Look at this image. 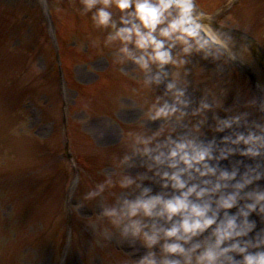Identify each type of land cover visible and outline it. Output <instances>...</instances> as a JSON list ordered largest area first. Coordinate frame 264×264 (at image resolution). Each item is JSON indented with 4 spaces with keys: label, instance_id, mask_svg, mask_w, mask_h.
<instances>
[{
    "label": "clouds",
    "instance_id": "clouds-1",
    "mask_svg": "<svg viewBox=\"0 0 264 264\" xmlns=\"http://www.w3.org/2000/svg\"><path fill=\"white\" fill-rule=\"evenodd\" d=\"M68 10L57 9L87 22L88 46L106 56L123 94L131 101L130 107L142 111L135 127L120 130V142L127 149L122 157H109L103 146L99 148V154L106 158L104 168L97 173L100 179L90 182L77 205L84 209L77 216L92 229L96 244L101 248L126 245L129 253L116 264H264V231L250 238L256 225L248 219L257 209L264 215V191L241 196L261 174L246 173L242 182L232 185L231 194L214 200L216 193L229 187L227 182L235 179L236 171L221 172L215 184L202 180L203 187L195 183L189 186L199 177L216 175L217 170L207 163L213 159L212 145L203 146L186 136L173 140L170 134L163 143L156 142L166 129L175 131L172 122L179 123L186 115L189 70L185 66L190 58L199 56L224 65L249 63L252 41L238 44L231 33L214 26L212 17L198 11L196 0H71ZM161 85L163 93L149 101L148 93ZM254 87L261 95L246 106L264 113V81H257ZM213 104L202 101L192 115L209 110ZM247 116L245 112L220 121L217 131L238 125L242 119L247 123ZM146 121L164 123L146 135L142 131ZM109 127V123L100 122L92 128V135L103 142ZM253 127L255 132L237 134L231 143L243 144L241 154L255 158L264 153V124ZM233 151L222 150L219 159ZM138 157L141 166L146 164L149 171L157 169L156 175L164 181L162 187L170 185L175 190L170 198L150 195V188L137 183L145 177L127 174L126 169L135 167ZM165 167L171 171H159ZM117 189H139V194L134 198L117 196ZM239 200L251 202L230 215L227 210L236 207ZM92 202L95 207H88ZM221 210L224 215L218 219Z\"/></svg>",
    "mask_w": 264,
    "mask_h": 264
},
{
    "label": "rangeland",
    "instance_id": "rangeland-1",
    "mask_svg": "<svg viewBox=\"0 0 264 264\" xmlns=\"http://www.w3.org/2000/svg\"><path fill=\"white\" fill-rule=\"evenodd\" d=\"M18 0H0L2 6L10 7V4L16 2ZM20 1V0H19ZM204 4L209 3L211 0H201ZM71 0H28V4L32 7V13L23 14L25 11L24 8L22 9H15L14 11L10 8L2 7L0 9V71H8L11 66L9 64V59L15 61L20 66L22 64H27L28 61L33 60L31 55H33V51L35 47L31 45L33 42L37 49L43 48L46 50L48 57L50 58V48L51 46H56L57 43L62 42L63 38L68 39L69 43H72L74 39H70V33L67 31H63V35L61 38V33L59 31V27L61 26L62 19H66V21L76 20L77 17H73L66 12H58L57 9L68 10V6ZM36 4V6H35ZM37 6H41V16L38 17V8ZM23 7V6H21ZM20 7V8H21ZM36 7V8H35ZM214 7V5L212 6ZM198 8V6H197ZM54 11V15L52 12ZM71 11L70 9L68 10ZM199 11V8H198ZM213 11V10H212ZM253 14V13H252ZM30 15V16H28ZM237 15L235 11H233L230 19L237 22L238 24L241 23L239 21H243L242 19L246 17H241V20L238 18L235 20L234 16ZM21 16V17H20ZM65 17V18H64ZM36 20V31L34 32L31 28H29L28 23L30 21ZM254 22L253 18L251 17L246 24ZM234 23V25H237ZM250 25V24H249ZM264 29V26L262 27ZM65 32V33H64ZM99 35V33H97ZM6 39L8 41V45L12 46V48L19 53L16 57L15 53L10 50V47L3 48V40ZM31 39V40H30ZM32 41V42H31ZM84 41L81 43L75 44V49L68 52L66 55L67 58L65 59V65L72 68V74H66L67 77L71 81V86L74 88L75 85L73 83H80L83 85H91L92 87L95 86V83L99 80H102V86H106V83L109 85L108 88H111L113 85L116 87L112 91H119V107L117 108L116 112L119 110L122 113L118 114H125V116H118L112 118V115H97V116H90L88 114V106L84 102V98L82 97V104L83 107L80 108L74 104V100L76 99L77 93L76 91L70 89L68 92L65 91L64 93V100L67 104L73 105L70 111L67 113V117L74 120L78 119L79 121H83L84 127L80 130L79 134L76 136L75 132L73 137L71 138V145H69L68 149L71 154L75 157L81 159V162H87L92 166H95V161H97L98 167L104 168L105 166V157L99 154V148L101 146L104 147L106 154L110 157L112 155L122 157L127 149L125 146L120 142V130H121V123L124 125H129L131 127H135L137 121L140 117H142V111L139 108H131V101L123 94V90L120 87V82L116 79L115 74L112 72L109 64V60L104 55H97V52L94 49H91L88 45L83 44ZM89 48V51L86 50ZM91 49V50H90ZM96 55V56H95ZM45 58V57H44ZM38 69L39 71H43V67L45 63L40 62V59H37ZM36 62V61H34ZM53 62V60H52ZM13 64V63H12ZM30 64V62H29ZM189 70V76L187 77L188 81L197 82L198 85L202 87V85L206 84L210 81V75L205 74L201 66L197 67L194 62H190L188 65L185 66ZM194 69V70H190ZM202 69V70H200ZM52 70V64L49 68V71ZM169 70L171 66H169ZM106 71V72H105ZM105 73V74H104ZM107 73V74H106ZM111 74V75H110ZM6 74H0V97H5L7 100V96H3V86L6 83L8 78H5ZM108 77L113 79V81L108 80ZM73 81V83H72ZM70 85V83H69ZM69 86L70 88H73ZM203 88V92L206 94L214 95V91L209 89ZM105 90V89H104ZM163 85L159 88H154V90L147 95V99L150 101L157 95H161L163 93ZM112 91L105 90V97L109 99L108 103L103 104V101L98 95L93 94L95 97H91L93 102L91 103L97 106H102L108 110H110L113 106L115 101H117L116 97H112L109 93L113 94ZM87 95V94H86ZM217 97L218 104L221 107H224L227 103V100L223 99V97ZM10 104H5L3 102L0 103V120L3 118L4 123L6 124L5 133L0 137V164L1 161H4L3 167H0V215L4 217L3 209L5 206L9 211V220L4 221L2 220V216H0V248L5 247V249H0V264H13L14 259L16 258V264H44L49 263V255L50 250L52 251V236L53 230L57 228H62L61 232L63 233L66 231L67 238H68V245L71 246L68 251H66V256L63 257V260L59 262V257L57 256V244L55 245L56 248L54 249L53 256H52V264H116V262L120 259L124 258L126 253H129V249L126 245H116L113 244L107 248H101L96 244V237L92 231V229L87 225L85 220L80 219L82 228L80 231H77L75 228L64 227V219L66 213H70L73 211L75 215L82 214L84 209L77 208V205L81 202H76L74 199L70 201V206L68 207V211L65 212L64 209H57L53 204H47L42 202L36 209V214L27 216L23 215L20 207L19 198H16L17 190L15 188L10 187L11 183H16L15 176H19V169L31 168L34 165H37L38 157L43 156V151L37 147V143L35 145L26 138L25 141L27 143L30 142V148L27 149L26 146H23V140H20L18 143L21 145L22 155L14 152L12 148L8 146V141L10 140L11 133L9 132V126H11L16 120L14 119L15 113L18 111V104H15L14 97L11 98ZM79 102V99H78ZM236 103L235 101L233 102ZM88 105V104H87ZM107 105V107H106ZM111 105V106H110ZM92 107V106H91ZM87 111L86 112H84ZM21 111V109H20ZM185 113H187V108L183 109ZM7 113V114H6ZM22 118L26 121L25 127L32 129L35 133H37V138L42 142H48L51 144L52 139L50 135L46 132H43L41 127L39 129L38 126L32 124L31 118L29 119L28 112L24 110ZM113 113V112H112ZM200 115L197 116L195 119L196 121H200ZM31 120V122H30ZM116 121V123H112L111 121ZM105 122L109 123V134L105 141L98 142L96 138L92 135V128H94L98 123ZM23 123V122H21ZM163 121H156V122H145V128L142 131H151L152 133L157 131L159 127L163 124ZM173 126L175 127V131L169 133L166 129L165 133L157 139L156 142L163 143L167 136L170 134L173 140H179L182 137H187L193 139L202 144L200 141V137H204L208 135V132H205L202 129H195L197 135L192 136L191 130L186 123V115L185 117L179 122L176 123L175 121L172 122ZM193 126L195 123L191 122ZM126 128V127H124ZM4 127L0 124V132L3 131ZM256 131V129H255ZM212 133V132H209ZM151 135V134H147ZM182 136V137H181ZM84 137L88 138L89 141H86ZM60 141V140H59ZM62 141V139H61ZM223 142H221L222 144ZM45 145L44 147H47ZM19 161V162H18ZM48 164L54 169L55 175H58L59 172V163L53 160H47ZM210 161V162H209ZM207 161L209 167L215 168L216 175L215 176H205L199 177L193 181L189 182V186L191 184H200L201 187L204 185L201 184L202 180H210L212 184H215L217 181V177L221 172H228L226 168L221 166L220 164L216 163L214 160ZM20 163V166H19ZM136 166L133 168L126 169L127 174L145 177L142 180H138L137 183L140 184L141 188H145L151 186L153 190L161 191L159 194L164 195L165 198H170V196L174 193L175 190L169 187L164 188L162 187L164 181L161 179L160 176L156 175L157 169L153 168L152 171H149L147 165L141 166V159L138 157L136 158ZM44 164V163H43ZM19 167V168H18ZM101 168V169H102ZM18 170V171H17ZM100 170L98 169V172ZM159 171H171L169 169L161 168ZM97 172V173H98ZM92 173V172H91ZM229 173V172H228ZM15 176H14V175ZM25 174V173H24ZM62 174V173H61ZM60 174V175H61ZM231 174V173H229ZM97 175V174H95ZM14 176V177H13ZM90 173H84L82 175V187L81 190L86 192L88 190L87 182L85 181V177L90 180ZM39 178V176L37 177ZM100 178V177H99ZM186 178V177H185ZM22 178H18L20 180ZM91 179L95 178L91 176ZM148 182L150 184H148ZM232 181H228L229 187L226 189H221L220 192L216 193L213 196V199H218L220 195H228L231 194L234 189L232 185L235 183H231ZM242 182V181H241ZM259 184V183H255ZM76 182L71 183L70 187L73 186L77 190L79 187L76 186ZM254 185V184H251ZM248 185L245 189L241 191V196L247 193L250 188ZM259 191H264V183L258 185ZM39 188H42L39 186ZM128 193L129 198H134L135 195L139 194V189L133 191L132 189L126 190ZM179 194V193H176ZM117 196H123L122 191L116 190ZM158 195V194H156ZM80 193L77 194L76 197H79ZM126 196V194L124 195ZM80 199V198H79ZM194 199V197H193ZM81 200V199H80ZM251 201L242 200V202L237 203V206L227 210L236 211L239 208H242L245 203H250ZM95 204L94 202L88 203V207H93ZM12 207V208H11ZM213 207L215 205L213 204ZM26 206H22V209H26ZM13 212V213H12ZM12 214V216H11ZM224 215V210H221V214L219 215L218 219H222ZM78 217V216H77ZM16 221H18L16 223ZM250 222H260V224H264V215L260 214L258 209L257 211L252 213L251 221ZM163 223V221H161ZM72 229V230H71ZM65 233V232H64ZM30 234V235H29ZM207 235V232L204 234ZM15 237V238H14ZM19 237V239H17ZM14 238V239H13ZM203 237L197 238L202 239ZM17 239V240H16ZM39 243L40 246L37 249V252L34 253L33 251L30 252L27 256L23 255V260L19 258V250L18 248L22 247L26 243ZM50 247V249H49ZM138 247V245H137ZM123 248V252L120 249ZM22 251V250H20ZM141 253L144 251L142 248L140 249ZM15 255V256H14ZM22 257V255H21ZM239 259V257H236Z\"/></svg>",
    "mask_w": 264,
    "mask_h": 264
}]
</instances>
